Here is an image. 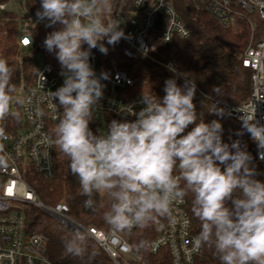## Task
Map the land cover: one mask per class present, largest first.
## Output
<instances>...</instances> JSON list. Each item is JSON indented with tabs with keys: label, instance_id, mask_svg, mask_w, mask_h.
Here are the masks:
<instances>
[{
	"label": "clouds",
	"instance_id": "obj_1",
	"mask_svg": "<svg viewBox=\"0 0 264 264\" xmlns=\"http://www.w3.org/2000/svg\"><path fill=\"white\" fill-rule=\"evenodd\" d=\"M112 11L113 0H41L36 12L37 23L53 28L43 46L55 54L64 75L63 85L51 91L59 113L53 143L78 177L85 207L106 208L103 218L112 229L130 231L170 214L174 201L191 195L201 224L197 250L213 248L219 264H264V182L256 179L247 145L239 139L224 142L219 120L205 123L198 116L194 80L185 75L178 85L175 78L167 79L162 99L142 91L139 111L131 105L120 109L125 118L112 119L100 134L90 128L104 96L101 80L109 78L106 72L96 75L91 50L106 55L105 40L114 46L129 39L115 21L106 22ZM12 76V67L0 58V121L21 102L14 96ZM223 111L215 106L209 112L222 116ZM240 119L264 160V125L256 116ZM190 125L195 126L186 131ZM84 240L78 226L65 242L67 252L80 255Z\"/></svg>",
	"mask_w": 264,
	"mask_h": 264
},
{
	"label": "built area",
	"instance_id": "obj_2",
	"mask_svg": "<svg viewBox=\"0 0 264 264\" xmlns=\"http://www.w3.org/2000/svg\"><path fill=\"white\" fill-rule=\"evenodd\" d=\"M208 14L224 27L249 29V43L242 53V64L250 70L251 91L240 104L231 105L214 99V106L223 109L234 123L242 127V116H256L264 125V0H200ZM125 0L106 16V22L115 21L129 39H121L122 52L128 59L147 57L168 69L172 65L179 74L173 60L163 59L157 40L171 43L176 36L187 38L189 26L180 18L171 0H133L136 11L124 12ZM15 13L20 18L19 43L29 47L34 43L33 27L37 23L36 13L26 6V0L0 1V13ZM161 15L162 19L158 17ZM160 22L162 26L158 28ZM90 64L97 76L108 73L104 96L94 117L95 134L107 130L109 117L124 119L120 109L133 106L139 111L143 105L141 96L131 94L134 78L125 70L108 72L99 62L98 53L91 50ZM169 70V69H168ZM170 71V70H169ZM40 72L46 77L45 81ZM172 72V71H171ZM173 73V72H172ZM64 83L61 66L45 61L39 69L33 85L22 93L19 109L13 110L0 121V264H57L48 252V236L39 230L30 229L25 212L35 206L73 231L79 226L97 241L108 254L112 264H135L142 261L139 250L129 239L130 231L104 230L94 225L86 226L70 214L67 202L47 204L37 194L28 180L31 173L52 177L55 173V149L51 126L58 122L59 113L52 100L51 91ZM20 113L21 119L16 121ZM101 113V118L98 113ZM42 113V114H41ZM131 120L134 117L127 116ZM102 119V120H101ZM259 167L264 181V160L258 154L256 143L247 149ZM187 199L174 201L170 214L160 216L155 224L156 237L150 243L152 253L166 247L172 264H195L200 250L195 248L192 220L187 212Z\"/></svg>",
	"mask_w": 264,
	"mask_h": 264
},
{
	"label": "trees",
	"instance_id": "obj_3",
	"mask_svg": "<svg viewBox=\"0 0 264 264\" xmlns=\"http://www.w3.org/2000/svg\"><path fill=\"white\" fill-rule=\"evenodd\" d=\"M121 2L122 0H113V10ZM171 2L180 18L189 26L191 34L187 38L176 36L169 44L162 43L158 38L157 43L163 59L173 60L178 66L179 74L172 73L147 57L138 56L128 59L122 52L121 41L113 46L108 45L105 40V46L108 48L106 55L98 49L92 50L98 53L99 62L106 71L125 69L134 78L135 83L130 87V92L134 96H141L142 91L145 93L152 91L153 95L162 99L165 95L164 87L167 79L175 78L178 85H182L184 76H188L196 83L193 103L196 105L198 116L202 114L205 123L219 120L223 127L224 142L231 143L239 139L247 145V149L252 148L254 142L250 134L234 123L229 115L224 111L222 116L209 112L215 107L214 99L237 105L250 95V70L242 64V53L249 43V29L245 26L234 29L220 25L204 10L200 0H171ZM26 6L31 12L36 13L41 10V0H26ZM131 10H137L133 5V0H125V14L127 15ZM158 17L162 19L161 15ZM19 23L20 18L17 14L0 13V58L7 60L13 69L11 83L15 86V92L21 89L23 93L33 85L39 71L33 57L34 53L40 54L45 61H51L58 66L60 64L55 54L47 52L43 46L46 35L53 28L46 27L45 23L36 24L32 29L34 43L29 47H23L18 38ZM161 26L160 22L158 28ZM82 48L87 49V44H83ZM214 88H217L216 91H213ZM17 105L19 109L20 102ZM20 119L18 112L16 121ZM112 119L115 118L109 117L110 122ZM57 123L51 126L52 138ZM89 126L94 132V119ZM194 126L190 125L186 131H190ZM238 132H243V135H237ZM54 149L56 162L54 175L44 177L38 173H31L28 176L38 196L47 204L65 201L70 207L71 216L76 220L86 226L94 225L108 230L111 226L103 218L106 208L93 211L85 207L84 202L87 197L82 195L78 177L71 173L68 159L58 152L55 145ZM255 166L259 173L256 179L264 182L259 167L256 164ZM221 168L223 170L224 166L221 165ZM94 198L103 202L99 195H95ZM186 199V209L192 220L193 232L198 235L201 224L192 212L191 195ZM25 215L30 229L39 230L48 236V252L57 264H112L108 254L88 233L84 232L82 253L80 255L70 254L65 248V242L72 237L75 231L35 206H29ZM159 217L157 215L145 226L135 227L129 232L133 247L139 250L143 257L142 261L135 264H172L166 247L157 253L150 251V243L156 237L155 224ZM195 264H219V260L213 248L204 246L196 256Z\"/></svg>",
	"mask_w": 264,
	"mask_h": 264
},
{
	"label": "rangeland",
	"instance_id": "obj_4",
	"mask_svg": "<svg viewBox=\"0 0 264 264\" xmlns=\"http://www.w3.org/2000/svg\"><path fill=\"white\" fill-rule=\"evenodd\" d=\"M105 20H106V18H105ZM107 21V20H106ZM25 52V51H24ZM33 57H34V59H35V61H36V63H37V65H38V67H39V69H42L43 67H44V65H45V60L43 59V57L40 55V54H37V53H34L33 54ZM22 93V90L21 89H18L15 93H14V96L16 97V98H20L21 97V94ZM17 108H18V105H17V103H13V105H12V109L15 111V110H17ZM99 114V117L101 118V113L99 112L98 113ZM102 120V119H101ZM29 207V206H28Z\"/></svg>",
	"mask_w": 264,
	"mask_h": 264
}]
</instances>
